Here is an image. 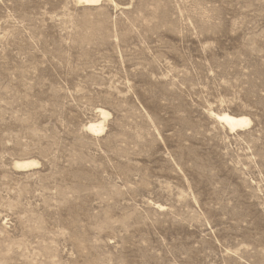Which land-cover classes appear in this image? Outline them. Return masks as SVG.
<instances>
[{"label":"rangeland","instance_id":"obj_1","mask_svg":"<svg viewBox=\"0 0 264 264\" xmlns=\"http://www.w3.org/2000/svg\"><path fill=\"white\" fill-rule=\"evenodd\" d=\"M0 264H264V0H0Z\"/></svg>","mask_w":264,"mask_h":264},{"label":"bare ground","instance_id":"obj_2","mask_svg":"<svg viewBox=\"0 0 264 264\" xmlns=\"http://www.w3.org/2000/svg\"><path fill=\"white\" fill-rule=\"evenodd\" d=\"M77 1L86 5H92L99 2L100 0H77ZM101 115L105 116L106 113L104 111H101ZM217 118L223 121L230 128V130L242 129L243 127L249 124V120L245 116H233L228 113H222L220 115H217ZM88 129L93 132H100L103 130V126L101 123L98 124L89 123ZM36 163L37 162L35 160H20V161H15L14 164L19 168H25L34 165Z\"/></svg>","mask_w":264,"mask_h":264}]
</instances>
